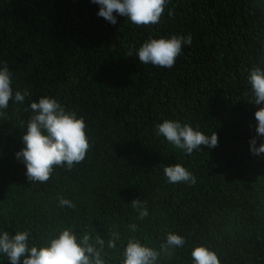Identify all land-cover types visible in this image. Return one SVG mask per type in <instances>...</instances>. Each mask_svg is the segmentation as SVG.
Instances as JSON below:
<instances>
[{
	"label": "trees",
	"instance_id": "16d2710c",
	"mask_svg": "<svg viewBox=\"0 0 264 264\" xmlns=\"http://www.w3.org/2000/svg\"><path fill=\"white\" fill-rule=\"evenodd\" d=\"M99 10L92 0H0V66L14 90L30 93L0 116V234L26 230L29 247H39L71 228L78 239L99 236L105 264H120L130 238L159 250L173 232L185 244L158 264H193L198 246L220 264H264V153L250 144L264 143L255 119L264 104L247 83L249 69L264 68V0H170L148 27L115 12L113 25ZM188 34L191 46L171 68L127 55L149 37ZM44 96L83 118L90 148L71 171L55 167L38 183L17 153L30 104ZM165 119L215 133L218 144L186 155L155 135ZM177 163L196 184L167 182L162 168ZM58 196L75 207H59ZM134 201H146L143 221ZM112 232L120 238L108 248ZM0 264H10L3 254Z\"/></svg>",
	"mask_w": 264,
	"mask_h": 264
},
{
	"label": "clouds",
	"instance_id": "9594fccd",
	"mask_svg": "<svg viewBox=\"0 0 264 264\" xmlns=\"http://www.w3.org/2000/svg\"><path fill=\"white\" fill-rule=\"evenodd\" d=\"M98 4V16L111 24H116L113 13L128 18L136 26H152L161 22L165 9L170 0H92ZM174 12L168 10V16ZM192 36L188 34L173 35L170 38H151L139 48H132L127 55L135 53L141 63L162 68H171L176 59L182 55L184 46H191ZM247 83L256 105L264 104V68L253 67L248 70ZM30 93L27 89H13L12 73L7 65L0 66V116H4L9 102L23 103ZM30 109L33 115L27 122V132L23 136L25 148L17 153L22 157L27 168V178L30 181L46 183L50 180L55 167L67 170L81 163L90 148L86 135V124L83 118H77L74 112H68L54 98L44 96L39 102H32ZM257 121L256 132L264 137V107L255 112ZM155 135L163 137L174 148L186 155L201 149V146L215 147L218 137L213 133L210 137L204 132L194 129L187 123L165 119L157 123ZM254 154L264 153V143L256 147V140L251 142ZM165 179L170 184H196V177L183 165L177 163L162 168ZM61 208H74V203L63 197H57ZM132 208L138 213L137 218L143 221L149 211L146 201H134ZM135 224L129 229L136 231ZM29 231H17L14 236L7 232L0 234V254L7 257L10 264H19L26 253L30 256L23 259V264H105L102 255L105 241L99 236L95 239L90 234H84L78 239L71 228H63L57 235L50 238L44 246L29 247ZM107 242L108 248H115L119 233L112 232ZM185 239L179 234L168 232L159 250L142 244L135 238H130L123 249L120 264H158L162 255L171 257L176 248H182ZM193 264H220L215 252L204 246L194 247L191 252Z\"/></svg>",
	"mask_w": 264,
	"mask_h": 264
}]
</instances>
